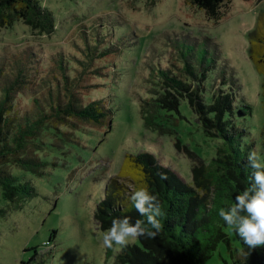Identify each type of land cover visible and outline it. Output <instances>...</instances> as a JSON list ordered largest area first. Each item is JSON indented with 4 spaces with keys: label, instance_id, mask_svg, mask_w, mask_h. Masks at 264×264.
I'll return each mask as SVG.
<instances>
[{
    "label": "rangeland",
    "instance_id": "rangeland-1",
    "mask_svg": "<svg viewBox=\"0 0 264 264\" xmlns=\"http://www.w3.org/2000/svg\"><path fill=\"white\" fill-rule=\"evenodd\" d=\"M53 14L55 30L50 35L33 34L22 21L0 27L2 80L13 77L15 62L27 65L29 83L15 95L19 112L32 107V96L46 90L43 79L59 75V54L67 62L69 75H78L88 49L108 54L86 66L98 67L101 74L81 75L83 102L102 99L112 111L111 126L76 121L71 136L47 135V145L37 152L44 162L42 174L11 166L22 181H29L35 194L19 208L0 193V264H112L120 247L110 256L93 213L104 195L108 180L117 179L126 189L128 180L118 172L125 154L146 150L159 163L191 182V162L187 150L208 161L220 139L205 136L186 100L179 112L160 109L159 121L170 133L146 128L140 115V100L157 88L154 77L159 67L179 64V45L200 70V61L211 62L205 80L208 101L213 83L221 77L235 78L238 96L244 97L251 113L236 124L249 134L244 142L263 163L260 129L264 121L262 76L248 56V31L264 10V0H225L220 15L209 18L187 0H40ZM182 61V60H181ZM212 66V67H211ZM238 101V100H236ZM62 129H68L62 127ZM180 140V148L175 143ZM223 230L232 248L240 250V237L228 225ZM139 244L138 239L130 242ZM225 243L218 244L205 264H234Z\"/></svg>",
    "mask_w": 264,
    "mask_h": 264
},
{
    "label": "trees",
    "instance_id": "trees-1",
    "mask_svg": "<svg viewBox=\"0 0 264 264\" xmlns=\"http://www.w3.org/2000/svg\"><path fill=\"white\" fill-rule=\"evenodd\" d=\"M187 2L203 10L209 18L217 19L225 0ZM18 20L36 35H50L55 30L54 16L40 0H0V27H9ZM247 35L249 59L262 76L264 113V10L258 14L255 26ZM174 46L178 49L179 64L159 67L155 73L157 77H154L157 88L150 90L149 98L140 100L143 125L159 134L170 133V129L157 121V114L160 109L178 113L181 100H186L204 135L218 138L220 143L208 161L183 146L191 162L190 183L159 163L149 151L125 154L118 176L130 181L131 189H126L115 178L108 180L93 213L97 227L107 230L114 218L125 216L131 217L133 222L142 220L147 226V217L141 216L130 200L131 194L142 184L158 197L163 214L157 217L161 229L155 238H137L139 244L129 243L120 249L112 264H205L220 243L226 244L231 255L236 251L223 230L227 224L219 216V210L234 206L235 196L247 189L251 182L254 170L247 157L253 151V144L244 142L249 132L236 124L240 117L251 113V107L243 96L236 98L238 85L233 77H221L220 83H229L227 87L218 86L216 80L207 101L204 97L205 80L213 61L201 60L198 71L183 49L177 44ZM107 54V50L88 49L83 60L77 59L80 65L77 76L69 75L68 63L59 54L55 59L59 75L43 79L46 90L33 95L32 107L23 112L16 109L14 100L29 83L27 65L21 59L14 61L13 77L2 80L4 66L0 62V193L13 208H19L35 194V190L29 181H22L14 175L10 167L42 174L44 162L37 152L47 145L44 137L71 136L72 130L77 128L76 121L92 125L107 123L110 129L111 109L105 107L102 99L83 102V86L80 84L81 75L86 71L101 74L98 67L89 69L86 66ZM260 136L264 163V121ZM175 146L180 148L179 139ZM159 173H165L168 178L161 180ZM4 213L5 210L0 209V214ZM111 249L106 247V256H110ZM241 252L247 253V257ZM235 256L234 264H264V246L250 249L240 239V250Z\"/></svg>",
    "mask_w": 264,
    "mask_h": 264
},
{
    "label": "clouds",
    "instance_id": "clouds-1",
    "mask_svg": "<svg viewBox=\"0 0 264 264\" xmlns=\"http://www.w3.org/2000/svg\"><path fill=\"white\" fill-rule=\"evenodd\" d=\"M247 159L254 170L249 187L235 196L234 206L221 208L219 216L236 231L248 248L255 249L264 246V163L259 162L254 152ZM159 176L161 180L168 178L165 173H159ZM106 198L105 196L104 199ZM130 200L136 211L147 217V226L144 221L137 219L133 222L128 216L114 218L111 227L102 236L103 246L112 248L116 245L123 249L137 238H155L160 231L161 223L157 219L163 214L160 202L156 195L148 191L147 185L142 184L135 190ZM240 254L245 258L248 255L243 252Z\"/></svg>",
    "mask_w": 264,
    "mask_h": 264
}]
</instances>
